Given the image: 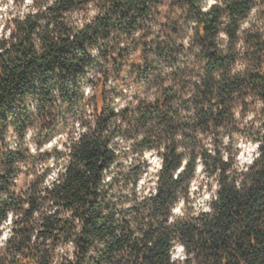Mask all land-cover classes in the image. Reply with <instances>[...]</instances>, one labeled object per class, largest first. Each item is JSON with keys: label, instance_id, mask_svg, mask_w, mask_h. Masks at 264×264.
I'll use <instances>...</instances> for the list:
<instances>
[{"label": "trees", "instance_id": "obj_1", "mask_svg": "<svg viewBox=\"0 0 264 264\" xmlns=\"http://www.w3.org/2000/svg\"><path fill=\"white\" fill-rule=\"evenodd\" d=\"M204 2L12 0L0 264H264V0ZM120 140L157 153L153 188Z\"/></svg>", "mask_w": 264, "mask_h": 264}, {"label": "rangeland", "instance_id": "obj_2", "mask_svg": "<svg viewBox=\"0 0 264 264\" xmlns=\"http://www.w3.org/2000/svg\"><path fill=\"white\" fill-rule=\"evenodd\" d=\"M27 3L30 2V0H26ZM205 10H207L210 6H212L215 3V0H205ZM15 9V6H13L12 0H0V36H2L5 33V29L7 27V19L10 17L11 12ZM252 20H256L257 16L255 13L251 16ZM262 22L261 27L264 30V20L261 19ZM191 26L188 30V36L186 43L190 44L191 38L193 37V29L194 19L191 21ZM248 25H245L247 27ZM135 88L133 86H128L123 91V100H117L115 102L116 108L120 109L125 107L128 102L130 103L132 101V96L134 94ZM92 92L90 93V95ZM135 104V103H132ZM64 143V140L61 142L54 141L53 143L46 146L47 150H51L53 147H57L59 149H62V144ZM133 142L130 140H120V148L123 152H127V156L124 157L122 160L123 165L125 167H128L130 165L139 166L142 165L145 173L143 177V181L141 182V185L148 188L154 187V182L156 180L155 175L157 174L158 170L161 168V160L157 156V153L154 151H148V152H140L137 148H132ZM256 157V146L252 145L250 143L245 144L244 142L241 143V151L238 157V161L240 165L245 166L252 162V160ZM200 172V168L198 170V173ZM200 183L194 182L192 185V196L190 198V204L193 207L194 210H200V209H206V202L209 200L210 194L206 191L199 190ZM184 206L179 204L175 209L176 215H181V208ZM3 234L2 239H0V250H2L5 246L6 240L4 239V236H7L10 230V223H6L3 227ZM182 255V248L179 246L176 250L175 256H181Z\"/></svg>", "mask_w": 264, "mask_h": 264}, {"label": "built area", "instance_id": "obj_3", "mask_svg": "<svg viewBox=\"0 0 264 264\" xmlns=\"http://www.w3.org/2000/svg\"><path fill=\"white\" fill-rule=\"evenodd\" d=\"M0 239H2V237ZM4 239L7 240V236H4Z\"/></svg>", "mask_w": 264, "mask_h": 264}]
</instances>
